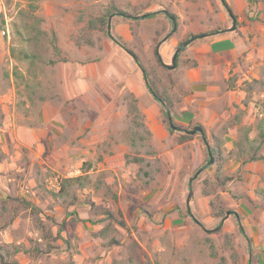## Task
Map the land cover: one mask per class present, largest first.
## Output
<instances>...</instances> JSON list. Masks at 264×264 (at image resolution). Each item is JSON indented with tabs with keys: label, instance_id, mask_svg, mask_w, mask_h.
<instances>
[{
	"label": "rangeland",
	"instance_id": "374dc122",
	"mask_svg": "<svg viewBox=\"0 0 264 264\" xmlns=\"http://www.w3.org/2000/svg\"><path fill=\"white\" fill-rule=\"evenodd\" d=\"M226 1L237 35L225 36L234 19L221 0H40L36 14L57 47L38 64L46 97L34 103L14 76L16 68L29 69L21 14L31 0H0V264H264V202L255 194L264 188V160L245 162L250 152L222 169L210 164L217 138L225 139L227 154L243 126L257 137L264 116V0ZM114 7L109 34L100 19ZM146 13L157 14L126 16ZM168 13L178 26L160 49L174 29ZM113 39L170 99L178 130L170 132L136 60ZM186 42L176 69L158 62L156 49L171 65ZM132 94L152 136H168L156 148L164 170L150 189L128 157L152 150L141 142L137 155L123 137ZM198 126L206 134V141L193 135L203 157L195 145L179 146L187 135L181 129ZM80 176L89 182L70 188L67 203L74 198V205H60L42 189L58 193L63 180ZM241 201L254 211H240ZM227 212L221 225L216 215ZM133 248L138 257L130 258Z\"/></svg>",
	"mask_w": 264,
	"mask_h": 264
},
{
	"label": "trees",
	"instance_id": "16d2710c",
	"mask_svg": "<svg viewBox=\"0 0 264 264\" xmlns=\"http://www.w3.org/2000/svg\"><path fill=\"white\" fill-rule=\"evenodd\" d=\"M39 1L40 0H31L29 3V8L24 10L21 14V22H22V34L25 36V40L27 41V44L30 46V50L32 52H28L25 50L24 52V61L29 62V69L27 73H23L22 71H19L18 68L14 71L15 79L18 83H22L25 85V90L27 91L28 97L31 101L33 99H37L38 101L44 102L46 94H44L42 83L39 79V71H38V64H42L44 61V55L43 52H48L50 49L56 48L57 45V37L56 36H50V34L42 29V23L43 19L37 16V10L39 9ZM227 10L230 13V16L236 20V17L232 13V10L228 7L226 0H221ZM115 10H107L102 14V17L100 19V23L103 25H109V20L116 16L115 11H117V8L114 7ZM157 13H148V17H153ZM168 18L172 21V23L175 25L177 22V17L172 14H167ZM136 17H139L136 15ZM114 42L115 39H113ZM120 47H122L125 51H127L129 54L134 55L132 51L127 49L125 46L119 44L116 42ZM15 52V49H14ZM156 57L158 59V62L160 64L162 63V59L160 57V54L158 52V49L155 51ZM135 56V55H134ZM136 62L139 65L141 70H144L143 67L140 65V62L138 61L136 57ZM145 71V70H144ZM144 79H148V74L145 71L143 73ZM150 83V80H149ZM154 86L151 87L150 84L147 85L148 89L150 90L151 94L154 92L156 95H153L154 98L162 105L163 112L166 116V122L170 124L169 118L172 113L173 104L171 103L170 99L166 96L161 94V92L157 89V85L154 82ZM249 91H253L252 87L250 86L248 89H246V92L250 93ZM129 99H127L128 103V111H127V119H128V128L124 131L123 137L124 139L129 143L131 149L133 152L137 155L143 154L140 147L141 142L147 141L148 147L152 150L146 153L143 157H131L128 162L134 163L139 165V171L137 174L138 182L141 183L144 188L150 189L152 188L153 184L158 179L159 175L163 173L164 170V163L162 159L159 157L160 152L156 149V147L152 144V133L149 130L148 126L145 122V116L141 112V110L138 107V99L135 97L134 94L131 95ZM34 102V101H33ZM35 103V102H34ZM33 103V104H34ZM203 129L204 127L201 126ZM195 129V128H194ZM178 130V129H176ZM257 131L258 135L257 137L253 138L251 136L252 129L251 127L243 126L241 128L239 139L237 140L236 146L234 149H232L229 153H224V141L225 139H216V143L213 146H210V154L209 157L214 159L215 164L218 165V169H222L225 162L238 160V156H243L247 153H252L249 160L245 161L247 163L256 162L259 160H264V157H259L258 153L260 152L262 146L264 145V116L258 121L257 124ZM170 132L173 133V129L171 128L170 124ZM205 132V129H204ZM196 135H199L197 133ZM195 135V136H196ZM206 135V134H205ZM194 136H188L183 134L179 142H185L188 139L193 138ZM136 156V155H135ZM153 167H156L154 172L151 170ZM202 170V168H201ZM203 172V171H202ZM88 177H76L71 179H65L60 183V190L58 193H49L44 188H42L46 194L50 198H52L55 202L62 205H74L76 202V199H72L67 203L68 197L70 196V188L75 184H80L82 186L87 185L88 183ZM255 194L257 195L256 198L259 200H263L264 202V188L257 189ZM216 218L221 219V225L222 221L227 218L222 215H216ZM240 223V220H239ZM121 226H125V222L123 221L121 223ZM240 230L242 233H244V230L242 228L241 223L239 224ZM105 231H102V234H104ZM134 242V241H132ZM129 246V245H128ZM129 250L131 251V245L129 246ZM133 253L135 255H132V252L130 254V258L132 256L138 257L137 253H135V250L133 248Z\"/></svg>",
	"mask_w": 264,
	"mask_h": 264
},
{
	"label": "water",
	"instance_id": "95a60500",
	"mask_svg": "<svg viewBox=\"0 0 264 264\" xmlns=\"http://www.w3.org/2000/svg\"><path fill=\"white\" fill-rule=\"evenodd\" d=\"M126 16H127L128 18H134V19H145V18L148 17V14L142 15V16H140V17H132V16H130V15H126ZM111 19H112V18H111ZM111 19L109 20V25H108V31H109V34H110V32H111ZM235 29H236V20L234 19V25H233V27H232L231 30L233 31V30H235ZM175 31H176V24L174 25V29H173V31H171L170 34L164 38V42L167 41V40L169 39V37H171V36L175 33ZM189 42H190V41H189ZM189 42L184 43L179 49L176 50V52H175V54H174V56H173V59H172V64H171V65H166V67H167L168 70H174V69H176L179 54H180V52H181L184 48H186V46L189 44ZM132 57L136 60V56L132 55ZM142 72L144 73L145 71L142 70ZM145 82H146L147 85L149 84L147 78L145 79ZM153 95H156V93L154 92ZM169 121H170V124H171V128H172L173 130L178 129L177 126L174 125L171 116H170V118H169ZM181 130H183L187 135H196L197 133H200L201 136L204 138V141H206V137H205L204 129H203L202 127H200V126L196 127V128L193 129V130H188V129H181ZM213 163H214V159L211 158L210 164H213ZM203 170H204V169L199 170V171L196 173V175H195L194 178L196 179V178L198 177V175L201 174V172H202ZM194 178L191 179V181H190V190H189V195H188V197H187V207H188V211H189V213H190L191 215H192V212H191L190 204H191V199L193 198V195H194L193 188H192V182H193ZM231 214H232V212H227V216H226V218H228ZM236 217H237L238 219L240 218L238 214H236ZM195 221H196L198 224H200V222H199L198 220L195 219ZM224 221H225V219L222 221V224L224 223Z\"/></svg>",
	"mask_w": 264,
	"mask_h": 264
},
{
	"label": "crops",
	"instance_id": "0c3cea01",
	"mask_svg": "<svg viewBox=\"0 0 264 264\" xmlns=\"http://www.w3.org/2000/svg\"><path fill=\"white\" fill-rule=\"evenodd\" d=\"M229 1V0H228ZM240 1H245V0H240ZM227 2V1H226ZM244 6H246V5H242L241 6V12H243L244 11ZM146 14H148V13H146ZM143 15H145V14H143ZM130 16H132V15H130ZM142 16V15H141ZM114 17V16H113ZM112 17V18H113ZM132 17H134V16H132ZM140 17V16H139ZM111 22H112V20H111ZM177 23H176V30H177ZM232 28H230V29H228V33H226L225 34V36H227V35H237V34H239V28H237V26H236V29L235 30H231ZM175 33H176V31H175ZM174 33V34H175ZM171 37H169V39H170ZM168 39V40H169ZM165 41V42H169V41ZM164 42V39H163V41H162V43L160 44V49H161V45L163 44V43H165ZM158 52H159V48H158ZM159 54H160V52H159ZM180 55V54H179ZM160 57H161V59H162V56H161V54H160ZM179 58V57H178ZM162 63L166 66L167 64H165L164 62H163V59H162ZM177 65H178V61H177ZM167 68V67H166ZM177 68V67H176ZM135 93V95H136V97H137V95H139V93H138V91L137 90H133ZM139 97V96H138ZM214 116H217V113H215L214 114ZM158 125V131H162L163 130V128H162V126L161 125H159V124H157ZM201 127V126H200ZM190 130V129H189ZM156 130H152V132H153V144H154V146L158 149V150H162V148L165 146V144L163 143V141L161 140V139H163V138H168V136L166 135V133L164 132V131H162L161 133H158V132H155ZM193 136V135H192ZM193 145H195V147H196V150L198 151V155L200 156V157H203L204 156V153H203V148H204V146L203 145H200L199 144V139H198V137H195L194 136V138H192L191 140H187L186 142H184V143H182V144H180L179 146L180 147H190V146H193ZM195 162V161H194ZM253 164V163H252ZM251 165V164H250ZM251 167H253V166H251ZM202 169H204L205 170V168H202ZM201 170V169H200ZM203 170V171H204ZM202 173V172H201ZM235 206L238 208V209H240V211H242L243 212V209L244 210H246L248 213H250L251 214V212L252 211H254V207H252L250 204H248V203H246V202H244V201H241L240 203H238V204H235ZM238 214V213H237ZM239 215V214H238ZM245 216V215H244ZM239 217H240V215H239ZM240 219V218H239Z\"/></svg>",
	"mask_w": 264,
	"mask_h": 264
},
{
	"label": "built area",
	"instance_id": "2783aa9c",
	"mask_svg": "<svg viewBox=\"0 0 264 264\" xmlns=\"http://www.w3.org/2000/svg\"><path fill=\"white\" fill-rule=\"evenodd\" d=\"M8 32V31H7ZM4 34H6V32H4Z\"/></svg>",
	"mask_w": 264,
	"mask_h": 264
}]
</instances>
